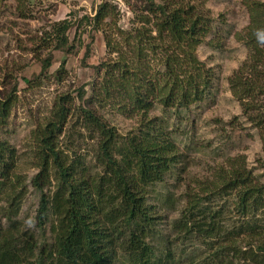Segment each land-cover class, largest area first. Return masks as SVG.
I'll use <instances>...</instances> for the list:
<instances>
[{
  "label": "trees",
  "instance_id": "trees-1",
  "mask_svg": "<svg viewBox=\"0 0 264 264\" xmlns=\"http://www.w3.org/2000/svg\"><path fill=\"white\" fill-rule=\"evenodd\" d=\"M22 1L16 0L17 5ZM206 1L135 0V3H127L133 14V32L126 36L134 35L135 41L125 43L128 53L136 58L145 52L147 55L149 49L163 54V72L169 80L159 91L162 105L188 107L200 101L210 85L207 74L203 77L206 71L201 65H195L196 59L191 52L207 32L208 21L203 15ZM244 5L249 23L238 37L252 52L249 61L255 76L243 81L236 74L229 78L230 88L233 95L238 96V92L242 91L240 98L259 90L257 93L263 99L264 1L246 0ZM117 11L115 4L104 2L98 5L93 15L84 14L75 20L64 19L53 23L42 41L48 52L43 57L38 55L41 62L39 79L50 74L52 51L71 52L75 42L82 44L81 37L87 27H90V33H104L100 26L111 22L113 28L123 34L125 30L121 29L118 21L112 22ZM110 13L115 15L111 17ZM79 27L83 34L78 31ZM73 28L75 32L70 40L68 33ZM103 37L106 50L113 48L107 40L108 36L105 34ZM86 53L88 56L89 50ZM107 60L96 66L97 73L102 69L105 71L101 87L92 89L81 108L84 126L99 138L95 156L104 174L89 178L87 170H79L75 164L77 159L72 162L64 158L58 141L73 99L68 93L56 96L51 116L33 131V158L36 159L33 164L37 173L32 183L41 191L45 185H50L51 176L57 183L52 196L41 195L38 222L41 224L49 206L58 215L54 253L59 259L56 264H114L118 251L127 256L129 264H175L172 249L168 246L170 242L165 238L163 246L155 248L153 242L161 243L162 238L156 239V234L153 239L149 238L153 228L149 231L145 227L154 224V216L145 202L146 189L162 181L175 165V147L154 121L142 123L138 130L126 137L119 136L116 129L102 119L101 112L105 103H109L123 113L130 103L135 111L142 112L141 118L145 117V112L153 103H148L147 98L158 84L151 77L144 76L146 72L141 76L135 65L126 63L122 58L113 64ZM63 71L64 62H61L54 73L56 79ZM142 88L148 89V93H144ZM83 93L81 88L77 95L81 97ZM124 93L129 102H124ZM14 95L12 91L0 99V127L6 123ZM260 111H254V116H249L264 144V112ZM15 169L11 148L6 141L0 140V214L7 223L5 227L0 223V264H29L22 254L30 246L36 247L34 242L31 243L32 236L14 224L13 219L18 214L23 196L13 183L15 178L16 181L19 179ZM219 171L213 175L215 180L209 183L211 187L207 188L211 196L233 193L237 215L249 218L225 224L222 211L210 210L208 197L195 193L186 196L179 219L172 221V229L183 231L184 238L190 236L213 249L210 253L213 264H234L229 256L231 252L233 257L248 264H264V228L259 226L261 220L256 217L262 207L261 215H264V185L254 180L250 172L241 166H236L227 174H222L221 169ZM45 252V249H39L38 260ZM52 254L53 251L47 252V262ZM188 259L187 264H206L198 261L196 256Z\"/></svg>",
  "mask_w": 264,
  "mask_h": 264
},
{
  "label": "rangeland",
  "instance_id": "rangeland-1",
  "mask_svg": "<svg viewBox=\"0 0 264 264\" xmlns=\"http://www.w3.org/2000/svg\"><path fill=\"white\" fill-rule=\"evenodd\" d=\"M104 2L117 6L119 15L110 13L111 17L116 16L110 21H118L121 29L125 30L121 34L122 32L113 28L110 21V24L100 26V30L108 36L107 40L114 46L109 49L112 52L105 48V34L102 31L90 33V27H87L84 33L79 27L80 34L84 33L81 37L82 44L75 42V48L71 52L52 51L50 74L39 79L41 62L38 55L43 57L48 52L42 41L52 24L64 19L75 20L84 14L93 15L98 5ZM245 2L246 0H207L204 3L203 15L204 20L208 21L207 32L200 37V42L196 43L191 52L196 59L195 65H201L206 71L203 77L207 74L210 85L200 101L183 108L174 104L162 105L159 98V91L169 80L163 72V54L149 49L147 55L145 52L136 58L128 53L129 48L125 43L135 41L134 35L126 36L133 32V14L127 3H135V0H23L19 6L16 0H0V99L12 91L15 93L6 123L0 127V140L6 141L11 148L16 163L15 175L19 177L13 183L23 194L18 214L13 219L14 224L32 236L31 243L36 244L35 248L30 246L23 252L22 258L25 261L29 264H56L59 259L54 253L58 215L49 206L41 218V224L37 218L41 195L44 193L52 196L57 183L51 176L50 185H45L42 191L32 183L37 173L33 164L36 161L33 158V131L51 116L56 96L68 93L73 101L58 147L66 160L74 162L77 159L75 164L79 166V170L85 168L89 178L104 174L95 156L99 138L84 126L81 108L92 89H99L102 85L105 71L102 69L97 73L96 66L107 59L108 63L113 64L122 58L126 63L135 65L141 71V76L146 72L144 76L151 77L158 84L147 98L148 103H153L142 118V112L135 111L130 103L125 106L123 113L105 103L101 110L102 119L114 127L119 136L125 137L138 130L142 123L154 121L175 147V165L162 181L146 189L145 202L150 207V214L154 216V224L145 226L149 231L153 228L148 237L153 239L156 234V239L162 238L161 243L153 242L155 248H161L166 238L170 242L168 246L172 249L175 264H187L188 258L192 256H196L198 261L213 264L210 258L213 249L190 236L184 238L185 232L172 229V221L179 219L186 196L195 193L208 197L210 210L222 211L225 224L249 218L237 215L233 193L221 197L211 196L207 188L211 187L209 183L215 180L213 175L220 173V169L222 174H227L236 166L244 167L254 180L264 185V144L258 128L250 121L254 111L264 112V98L261 99L262 96L257 93L259 90L240 98L242 91L235 89L239 91L238 96L233 95L229 83V78L236 74L243 81L255 76L249 61L252 52L238 37L249 23ZM74 32V28L69 31L70 40L73 39ZM87 50L88 56L85 55ZM61 62H64V71L56 79L54 73ZM170 84L171 82L169 86ZM81 88L84 93L79 97L77 94ZM142 91L148 93L146 88H142ZM123 95L124 102H129L126 94ZM247 111L250 112L247 114ZM262 210L263 207L256 217L261 220L258 222L259 226L264 228ZM1 216L0 214V223L5 227L6 220ZM117 224L116 221L115 225ZM41 248L46 252L38 260ZM51 251L53 254L47 262V252ZM231 254L232 252L229 256L234 264H248ZM114 264H129L127 256L118 251Z\"/></svg>",
  "mask_w": 264,
  "mask_h": 264
}]
</instances>
